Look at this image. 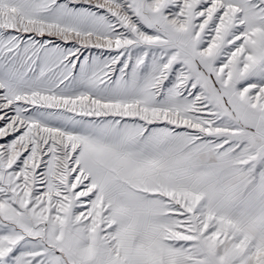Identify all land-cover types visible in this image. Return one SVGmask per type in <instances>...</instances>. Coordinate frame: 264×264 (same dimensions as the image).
Returning a JSON list of instances; mask_svg holds the SVG:
<instances>
[{"label":"snow or ice","instance_id":"obj_1","mask_svg":"<svg viewBox=\"0 0 264 264\" xmlns=\"http://www.w3.org/2000/svg\"><path fill=\"white\" fill-rule=\"evenodd\" d=\"M0 264H264V0H0Z\"/></svg>","mask_w":264,"mask_h":264}]
</instances>
